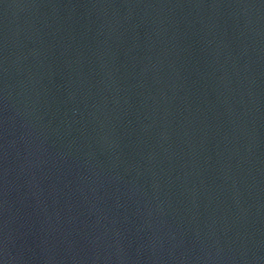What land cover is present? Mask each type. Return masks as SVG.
<instances>
[{
	"label": "water",
	"instance_id": "obj_1",
	"mask_svg": "<svg viewBox=\"0 0 264 264\" xmlns=\"http://www.w3.org/2000/svg\"><path fill=\"white\" fill-rule=\"evenodd\" d=\"M0 264H264V0H0Z\"/></svg>",
	"mask_w": 264,
	"mask_h": 264
}]
</instances>
